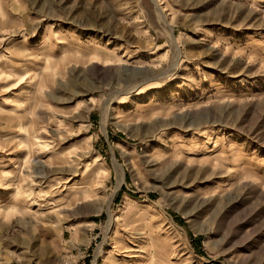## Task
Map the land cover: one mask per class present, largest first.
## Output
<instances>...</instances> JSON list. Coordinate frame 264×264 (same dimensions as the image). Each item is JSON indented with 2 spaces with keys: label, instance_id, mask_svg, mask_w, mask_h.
<instances>
[{
  "label": "rangeland",
  "instance_id": "obj_1",
  "mask_svg": "<svg viewBox=\"0 0 264 264\" xmlns=\"http://www.w3.org/2000/svg\"><path fill=\"white\" fill-rule=\"evenodd\" d=\"M0 264H264V0H0Z\"/></svg>",
  "mask_w": 264,
  "mask_h": 264
},
{
  "label": "bare ground",
  "instance_id": "obj_2",
  "mask_svg": "<svg viewBox=\"0 0 264 264\" xmlns=\"http://www.w3.org/2000/svg\"><path fill=\"white\" fill-rule=\"evenodd\" d=\"M159 10V9H158ZM162 11V10H161ZM161 14V13H160ZM162 19V18H161ZM170 34V33H169ZM171 36V35H170ZM172 37V36H171ZM24 105V109L26 111H28L30 109V107H32L34 105L33 103V100H32V97H29L28 99L25 100V104ZM30 119L28 121V127L24 128V130H26V133H29V135H27V141H30L25 147H26V152H27V156H26V163H31L33 162V157H32V154L34 153V149L36 147V145H38L40 142H39V139L37 136H32L30 133H31V130L33 129V127L35 126V120H34V114H31L30 116ZM23 126H25L23 124ZM33 131V130H32ZM217 138V137H216ZM43 165V164H42ZM39 166V165H38ZM41 166V165H40ZM6 167V166H4ZM50 173V171L47 172V174ZM22 176V175H21ZM123 176H124V173L121 172L120 174V181L123 182L124 179H123ZM62 185L61 183H58V188H60ZM21 191H24V189H19L17 192L19 193ZM90 190H89V185H87V187H79V186H76L74 189H72V191L67 194V195H64V193H61L59 192L55 201V205L54 207H58L59 206V203L57 202H71V203H74V202H77L79 201L80 199L82 198H85L88 196ZM48 204L46 203V201H43V203L40 205V208H45L47 207ZM136 226V225H135Z\"/></svg>",
  "mask_w": 264,
  "mask_h": 264
}]
</instances>
